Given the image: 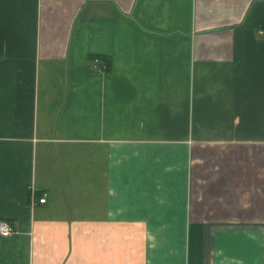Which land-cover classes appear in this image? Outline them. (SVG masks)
<instances>
[{
    "label": "crops",
    "instance_id": "crops-1",
    "mask_svg": "<svg viewBox=\"0 0 264 264\" xmlns=\"http://www.w3.org/2000/svg\"><path fill=\"white\" fill-rule=\"evenodd\" d=\"M262 31L264 0H0V264H264Z\"/></svg>",
    "mask_w": 264,
    "mask_h": 264
},
{
    "label": "built area",
    "instance_id": "built-area-1",
    "mask_svg": "<svg viewBox=\"0 0 264 264\" xmlns=\"http://www.w3.org/2000/svg\"><path fill=\"white\" fill-rule=\"evenodd\" d=\"M261 34L264 36V31L261 32ZM92 67L97 70H104L106 68L105 63L101 62L98 58L93 59ZM46 196L45 194L38 199L40 203L45 202ZM17 232V229L15 225L6 222V221H0V236H9L11 234H14Z\"/></svg>",
    "mask_w": 264,
    "mask_h": 264
}]
</instances>
